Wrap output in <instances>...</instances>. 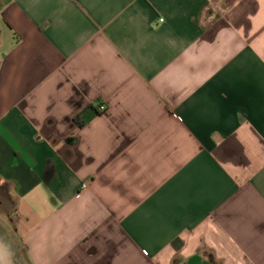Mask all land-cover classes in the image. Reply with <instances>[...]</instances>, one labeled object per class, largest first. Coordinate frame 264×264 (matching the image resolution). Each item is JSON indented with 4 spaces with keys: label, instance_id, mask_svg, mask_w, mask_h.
<instances>
[{
    "label": "crops",
    "instance_id": "crops-1",
    "mask_svg": "<svg viewBox=\"0 0 264 264\" xmlns=\"http://www.w3.org/2000/svg\"><path fill=\"white\" fill-rule=\"evenodd\" d=\"M0 23L29 264H264V0H0Z\"/></svg>",
    "mask_w": 264,
    "mask_h": 264
},
{
    "label": "rangeland",
    "instance_id": "rangeland-1",
    "mask_svg": "<svg viewBox=\"0 0 264 264\" xmlns=\"http://www.w3.org/2000/svg\"><path fill=\"white\" fill-rule=\"evenodd\" d=\"M2 28V23H0ZM4 30V28H2ZM6 38L3 31L0 33V41L5 45ZM0 264H29L21 245L16 241L9 223L0 212Z\"/></svg>",
    "mask_w": 264,
    "mask_h": 264
},
{
    "label": "trees",
    "instance_id": "trees-1",
    "mask_svg": "<svg viewBox=\"0 0 264 264\" xmlns=\"http://www.w3.org/2000/svg\"><path fill=\"white\" fill-rule=\"evenodd\" d=\"M105 106L101 102H97L95 104H91L87 106L83 111L77 114L74 118V123L79 129H83L86 127L93 119L100 116L103 112L101 111V107ZM174 247L176 249H180L182 246V242L180 240L174 242Z\"/></svg>",
    "mask_w": 264,
    "mask_h": 264
},
{
    "label": "built area",
    "instance_id": "built-area-1",
    "mask_svg": "<svg viewBox=\"0 0 264 264\" xmlns=\"http://www.w3.org/2000/svg\"><path fill=\"white\" fill-rule=\"evenodd\" d=\"M161 22H163V20H161ZM105 110H106V106H102L101 111L104 112Z\"/></svg>",
    "mask_w": 264,
    "mask_h": 264
}]
</instances>
